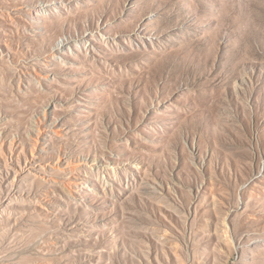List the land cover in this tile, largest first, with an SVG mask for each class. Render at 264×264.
<instances>
[{"label": "rangeland", "instance_id": "rangeland-1", "mask_svg": "<svg viewBox=\"0 0 264 264\" xmlns=\"http://www.w3.org/2000/svg\"><path fill=\"white\" fill-rule=\"evenodd\" d=\"M0 264H264V0H0Z\"/></svg>", "mask_w": 264, "mask_h": 264}, {"label": "bare ground", "instance_id": "bare-ground-1", "mask_svg": "<svg viewBox=\"0 0 264 264\" xmlns=\"http://www.w3.org/2000/svg\"><path fill=\"white\" fill-rule=\"evenodd\" d=\"M32 14H33L34 16L38 17V19H39L40 21H41L42 18H43V14H41L40 11L37 10V9H35V8L32 9Z\"/></svg>", "mask_w": 264, "mask_h": 264}]
</instances>
